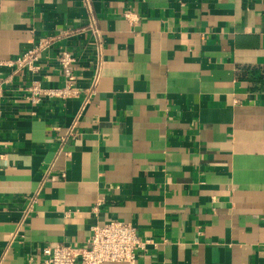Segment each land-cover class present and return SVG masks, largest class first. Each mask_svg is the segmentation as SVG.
I'll return each mask as SVG.
<instances>
[{"label": "crops", "instance_id": "1", "mask_svg": "<svg viewBox=\"0 0 264 264\" xmlns=\"http://www.w3.org/2000/svg\"><path fill=\"white\" fill-rule=\"evenodd\" d=\"M91 21L38 74L0 64V264L110 220L153 243L135 264H264V0H0V60ZM63 47L79 94L31 103Z\"/></svg>", "mask_w": 264, "mask_h": 264}, {"label": "built area", "instance_id": "2", "mask_svg": "<svg viewBox=\"0 0 264 264\" xmlns=\"http://www.w3.org/2000/svg\"><path fill=\"white\" fill-rule=\"evenodd\" d=\"M123 16L134 22L136 17L133 13L126 11ZM84 31H91L97 35L94 22L86 26L70 27L62 30L54 36H42L37 38L32 46L17 54L13 58L0 60L1 65L13 68V73L22 70L30 74H38L43 69V58L46 53L55 48L57 41L61 38H75ZM55 63L61 72L63 83L60 86H45L41 81L32 78L26 86L27 99L33 103H39L45 98L68 99L79 94L73 77L74 66L77 57L74 49L66 47L58 48ZM98 82V73L92 78L91 87L87 90L81 108L87 103L90 96L95 92ZM80 111L73 117L67 136L60 137L57 151H63L68 136H74V125L79 117ZM64 152V151H63ZM67 154V152H65ZM39 189L29 196L25 215L32 209V204L37 199ZM98 204L93 207L97 210ZM153 244L150 240L142 239L135 226L120 220H110L103 224H94L89 227L87 244L77 246L73 244L57 242L50 246L41 248V259L39 264H103L105 262H123L135 264L138 256L146 252L148 246Z\"/></svg>", "mask_w": 264, "mask_h": 264}]
</instances>
